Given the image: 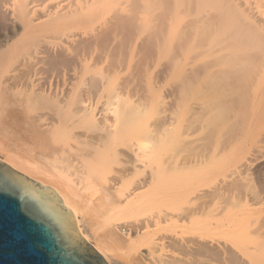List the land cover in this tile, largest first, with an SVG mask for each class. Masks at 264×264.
Here are the masks:
<instances>
[{"label":"bare ground","instance_id":"1","mask_svg":"<svg viewBox=\"0 0 264 264\" xmlns=\"http://www.w3.org/2000/svg\"><path fill=\"white\" fill-rule=\"evenodd\" d=\"M219 1L213 0V11L201 14L197 12L200 0H0V159L27 177L53 186L62 197V202L54 204L70 209L78 236L106 259L116 258L123 241L129 258L134 255L131 264L133 260L140 264H264V190H250L248 178L239 170L245 162H225V168L207 171L199 206L186 211L187 224H181L195 227L197 234L169 235L171 242L188 252L182 257L151 252L159 232L183 211L162 207L153 156L148 157L150 171L141 182L139 199L121 204L123 189L109 186L103 171L90 161L60 154L56 145L48 156L35 155L30 148L24 155L6 149L17 143L7 128L31 109L44 117L45 124L60 121L80 141L109 145L112 155L131 161L139 160L145 151L141 141H176L195 113L193 95L208 86L194 84L200 71L220 73L218 62L192 71L180 67L173 62L176 53L190 43L220 47L254 38L264 41V22L251 1L222 0L235 21L233 16L219 15L215 7ZM231 26L239 29L238 34L209 41L212 30L208 29ZM168 40L175 51L166 68L174 79L166 85L164 97L151 80V49L158 41ZM125 65L129 69L122 73ZM59 81H71V87L60 92L55 87ZM159 130L164 137L157 134ZM232 164L235 169L229 172ZM81 213L106 227L108 242L87 235ZM135 213L142 217L139 229L130 234L119 224ZM118 229L121 237L114 233Z\"/></svg>","mask_w":264,"mask_h":264},{"label":"rangeland","instance_id":"2","mask_svg":"<svg viewBox=\"0 0 264 264\" xmlns=\"http://www.w3.org/2000/svg\"><path fill=\"white\" fill-rule=\"evenodd\" d=\"M239 1L246 0H237ZM249 1L253 3L264 22V0ZM212 2L213 0H200L197 12L207 14L213 11ZM217 3L215 7H218L216 11H219V15L233 16L235 21L236 17L225 9V3L222 0ZM208 30H212L208 31L212 34L209 41L221 39L225 35H236L239 32L235 26L228 27L227 30L222 27ZM171 42V40L158 41V44L153 45L151 49L152 62L154 61V65L150 67L151 80L156 82L161 95L165 93L163 91L166 90L167 84L174 79L171 71L166 68L175 51ZM174 61L180 67H188L190 71L204 63L218 62L220 65L218 75H211V69H205L201 70L195 79V85L208 86L202 93L193 95L196 101L195 113L180 129L176 141H141L146 147L145 151L140 154L139 160L131 161L122 156L112 155L109 145L80 141L66 131L60 125V121L53 125L45 124L44 117L35 115L34 109L30 108L32 111L29 115L21 116L7 128L8 133L17 138V143L12 145V148L6 149L24 155L26 149L30 148L35 155L48 156L51 146L56 145L60 147V154H72V157L82 161H90L95 168L103 171L109 186L123 189L121 204L135 197L139 199L138 195L141 194L138 193L142 191L141 182L150 171L148 157L153 156L159 176L158 183L160 182L158 192L163 193L162 199L160 196L161 201L163 200V203H160L163 206L160 205L167 211H171L172 208H181L183 211L181 210L180 217L172 218L171 224L159 232L151 252L156 255L176 254L186 257L188 252L184 247H178L171 242L169 235L178 233L185 238L197 234L195 227L185 225L186 211L195 210L199 206V195L204 188L207 171H218L219 168L226 167L225 162H245V168L238 169L245 173H240L242 177L248 178L246 179L249 180L247 183L249 182L248 185L251 186L250 190L256 189L258 192L264 190L262 188L264 187V41L260 42L254 38L248 42L230 43L220 47H210L208 44L195 46L190 43L183 48L182 53H176ZM126 67L129 66L125 65ZM125 68L122 73L129 69ZM55 87L62 92L71 87V81H59ZM157 134L164 137L162 130ZM232 165L234 168L227 167L229 172L235 169V164ZM130 193L133 196L125 198V195ZM157 205L159 206V202ZM141 217L140 213L125 216L124 220L120 221L119 227L130 234L136 232ZM93 218L81 213L85 232L91 239L108 242L109 233L106 227L99 226V221H95L98 219ZM183 223L185 226H181ZM114 233L121 237L120 229ZM118 245L115 259L102 257L108 264H131L130 259L134 255L129 258L127 250L123 247L125 246L123 241ZM133 264L140 263L133 260Z\"/></svg>","mask_w":264,"mask_h":264},{"label":"water","instance_id":"3","mask_svg":"<svg viewBox=\"0 0 264 264\" xmlns=\"http://www.w3.org/2000/svg\"><path fill=\"white\" fill-rule=\"evenodd\" d=\"M58 202L53 186L0 160V264H108Z\"/></svg>","mask_w":264,"mask_h":264}]
</instances>
